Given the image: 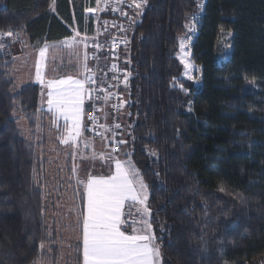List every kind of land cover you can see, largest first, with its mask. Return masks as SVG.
<instances>
[{"label": "trees", "instance_id": "trees-1", "mask_svg": "<svg viewBox=\"0 0 264 264\" xmlns=\"http://www.w3.org/2000/svg\"><path fill=\"white\" fill-rule=\"evenodd\" d=\"M201 1L147 0L139 19L125 22L120 153L130 151L149 187L162 264H255L264 258V0L206 1L192 46L202 67L196 87L182 79L179 54ZM83 11L73 0H0V33L13 32L0 36V264L56 263L60 254L47 215L46 162L15 116L34 137L41 88L16 91L14 68L22 35L32 48L60 42L83 23ZM80 248L73 264H81Z\"/></svg>", "mask_w": 264, "mask_h": 264}, {"label": "snow or ice", "instance_id": "snow-or-ice-1", "mask_svg": "<svg viewBox=\"0 0 264 264\" xmlns=\"http://www.w3.org/2000/svg\"><path fill=\"white\" fill-rule=\"evenodd\" d=\"M55 0H53V4ZM147 4V0H96V7L87 9L88 12H103L106 9L118 12L127 17V11L122 10V5L137 10V14ZM202 8L203 5H197ZM54 10V8H53ZM198 13H194L191 19L196 20ZM132 22L133 18L129 17ZM107 26L108 22H103ZM113 27L117 25L113 23ZM194 27V23H193ZM121 30L123 25H119ZM107 31V27L104 29ZM74 35L65 38L60 44H45L39 50V59L36 62V80L46 89L47 108L55 116L54 123L62 119L64 122V134L61 143L70 145L73 149V157L81 148L91 146V141L83 137L84 125V104L85 100H91L93 92H103V102L106 104L114 93L97 85L96 73L88 66V55L83 53L79 65L81 71L78 77L71 75L65 78L46 80L43 70L49 48L66 47L72 50L74 55L80 56L79 49H87V40L89 37L81 35L75 29ZM100 29H97L99 34ZM13 36L12 31L0 33V36ZM127 43V41H121ZM187 40L181 39L180 49L181 59H184L188 53L184 52ZM112 46L115 47V39ZM3 44H0V48ZM95 48L101 45L95 44ZM112 69L119 71L116 64H112ZM192 65L185 61V75H190ZM130 75V74H129ZM113 79H118L113 76ZM128 77H124V83L127 84ZM100 83H105L103 76ZM112 87V85H109ZM97 100L101 97L96 96ZM115 107V105H113ZM96 111H99L98 109ZM88 120L95 125L98 116L92 115ZM105 132L119 128V125H113L109 128L106 124L99 125ZM100 134V133H98ZM102 135V134H101ZM115 133L113 132L112 141ZM123 144L125 141L120 140ZM95 155V154H93ZM105 154L101 153L103 157ZM126 156L130 155L125 153ZM154 155V153H153ZM107 159L114 162V171L109 175H88L84 180H77L78 185H82L86 196V205L81 213L82 227V254L83 264H162V255L159 245L156 243L157 237L150 222L152 210L148 207V185L145 183L139 169L136 168L131 159L120 160L113 153L107 154ZM76 166H73V172ZM126 204L129 207L138 205L137 215L140 219H131L132 213H125ZM43 248V244H41Z\"/></svg>", "mask_w": 264, "mask_h": 264}, {"label": "rangeland", "instance_id": "rangeland-1", "mask_svg": "<svg viewBox=\"0 0 264 264\" xmlns=\"http://www.w3.org/2000/svg\"><path fill=\"white\" fill-rule=\"evenodd\" d=\"M75 6L83 7V23L80 24L78 21L72 25V30L79 31L81 35H86L89 39L86 41L88 44L87 49H79L80 56L74 55L72 50L66 47L58 48H49L47 53V58L45 61V68L43 70L44 78L46 80L65 78L66 76L78 77L81 69L79 67L83 53L86 52L89 59L87 61L89 68L92 70L93 63L90 61V52L92 44H106L113 39L118 38L119 36H127L130 25L133 24L132 20L128 18L126 22L130 25H123V29L119 28V22H109L106 17L109 11L105 10L103 12L91 13L87 9L96 7V0H73ZM54 8V10H53ZM52 10L55 11V5ZM143 10V9H142ZM140 11L137 14L136 9H131L129 17L133 18L134 21L138 20ZM104 21H107V26L104 25ZM117 22V23H116ZM113 23L117 26L113 27ZM92 25V27L89 26ZM107 27V31H105ZM100 29L99 34H97V29ZM74 35V31H73ZM5 36V35H4ZM9 38V36H7ZM126 38V37H125ZM229 34H223V39L229 49ZM2 39V36H1ZM22 53L17 55V60L14 68V78L16 80L15 90L18 91L22 86L27 84H38L41 88V97H40V112H39V122L37 126V132L32 136L31 130L28 127V123L25 117L17 113L15 116L20 119L19 128L22 131L24 137L31 142H34L38 145L37 154L46 162V176H47V215L50 222L57 224L58 226V247L60 249V254L56 263L49 259L40 258L36 264H73L75 259V250L80 246V234H81V209L79 200L76 198L72 192V187L77 186V180H84L88 175L92 173L103 174L108 173L110 170V160L107 159L108 153H113L116 158H119L116 153H114L110 147V143L103 141V136H99L100 139H94L89 134V131L86 128V113L88 108V99L85 100L84 104V125L85 130L83 131V137L91 141V146L88 148H81L76 152L75 157H73V149L70 145H65L61 143V138L64 134V122L61 119L57 123H54L55 116L47 108L46 103V93L48 89L44 88L39 81L36 80V62L39 59V50L46 44H42L38 48H32L30 46V40L27 36L22 35ZM15 41V38H14ZM127 41V38H126ZM61 42V41H60ZM57 43H47L49 45L60 44ZM127 45V43H125ZM184 52L188 55L181 59L183 55L180 53V60L185 65V61L192 65L190 75L192 79H189V76L183 74L182 79L189 80L195 83V86L198 87L201 84L202 78V67L195 63L192 53L188 50V47L184 48ZM102 64L106 63V59H101ZM106 66V64L104 65ZM93 71V70H92ZM94 72V71H93ZM96 73V72H95ZM185 73V71H184ZM96 76L98 74L96 73ZM109 102V100H108ZM125 102L126 97L123 96L122 104L123 107L118 115L119 118L124 120V111H125ZM109 108V107H108ZM104 109V106H103ZM191 110V108H189ZM122 114V115H121ZM121 116V117H120ZM2 123L0 122V127ZM124 127V125H123ZM127 134V133H126ZM98 137V138H99ZM103 141V142H101ZM130 153L128 149L120 153L121 158H127L125 153ZM101 153L105 155L102 157ZM95 154V155H93ZM123 155V157H122ZM127 159H131L128 157ZM124 159V160H127ZM132 160V159H131ZM133 161V160H132ZM134 162V161H133ZM135 164V163H134ZM76 166V171L73 172V166ZM136 166V165H135ZM138 169V167L136 166ZM144 179V178H143ZM145 181V180H144ZM146 183V181H145ZM147 184V183H146ZM83 188L82 185H78ZM62 187L63 190L60 188ZM150 190L148 187V200L149 201ZM60 196V199L59 197ZM138 205L129 207L127 205L125 213L131 212L132 216L127 217L131 219H140L137 215ZM155 232V227L152 225ZM156 235V233H155ZM81 249V248H80Z\"/></svg>", "mask_w": 264, "mask_h": 264}, {"label": "built area", "instance_id": "built-area-1", "mask_svg": "<svg viewBox=\"0 0 264 264\" xmlns=\"http://www.w3.org/2000/svg\"><path fill=\"white\" fill-rule=\"evenodd\" d=\"M206 1L207 0H202L200 4L203 5L202 8H199V11L197 12L198 15L196 16V20L193 22V20L189 19L188 22V34L185 38L187 40V43L185 44L186 47H188V50L192 53V46L193 43L196 39V37L199 34V24L203 18L204 12H205V6H206ZM122 10L127 11L128 16H122L118 12H113V14L116 17L117 22L119 24H125V22L129 18L130 10L132 8H128L126 5H122ZM112 21V22H115ZM116 22V23H117ZM194 23V27H193ZM4 38V36H3ZM121 41H126L124 36H119L118 38L115 39V47L112 46V41L106 43V44H99L94 43L92 44L91 52H90V61L93 63L92 70L98 74L97 77V85L102 87V88H107L108 91L114 93V95L109 99L110 105H111V120H110V125L109 128H111L113 125H119V128H114L111 133V148L112 151L116 154L120 153L123 148V144L119 143L120 140L124 141L123 138V126H122V121L119 118L120 111L123 107L122 100H123V93H122V87L124 86V77L126 76V70L125 68L121 65V48L125 45V43H122ZM99 44L101 45L100 48H95L94 45ZM105 58L106 59V66L105 64H102L101 59ZM102 64V65H101ZM112 64L117 65V69L119 71H115L112 69ZM103 76V79L105 83L101 84L100 79ZM113 76H117L118 79L114 80ZM109 85H112V87H109ZM100 96L101 99L97 100L96 96ZM104 93L103 92H93L92 99L88 101V110L86 113V128L89 131L90 135L93 138H98L101 135V129L99 125L102 124L103 120V97ZM115 105V107H113ZM99 111H96V110ZM96 115L98 116V120L95 122V125L88 120L89 116ZM113 132L115 133L114 135V140L116 142L112 141L113 137ZM100 133V134H98Z\"/></svg>", "mask_w": 264, "mask_h": 264}, {"label": "crops", "instance_id": "crops-1", "mask_svg": "<svg viewBox=\"0 0 264 264\" xmlns=\"http://www.w3.org/2000/svg\"><path fill=\"white\" fill-rule=\"evenodd\" d=\"M73 36V35H72ZM65 40V39H64ZM64 40H62V41H64ZM61 41V42H62ZM179 56H180V54H179ZM103 106H104V111H103V120H102V124H106L108 127H109V125H110V120H111V105H110V102H107L106 104L103 102ZM109 107V108H108ZM122 115V114H121ZM125 114H124V118H125ZM101 124V125H102ZM101 129V134L102 135H100V137L101 136H103V141L104 142H108V143H110V147H111V133H110V131L109 132H105L104 131V129L103 128H100ZM90 134V133H89ZM92 137V136H91ZM100 137L99 138H97V139H100ZM93 138V137H92ZM94 139H96V138H94ZM103 141H101V142H103ZM103 142V143H104ZM112 149V148H111ZM117 156H119V158L118 159H120V160H124V159H127V158H121V155H119V154H117ZM122 157H123V155H122ZM110 164H111V166L109 167L110 168V170L109 171H107L108 173H103V174H97V173H92V174H90V175H109V174H111V172H113L114 171V168H115V165H114V162L113 161H111L110 162ZM83 196H84V200H83V209H84V207H85V205H86V196H85V193H84V191H83ZM126 207H127V204H126ZM126 207H125V209H126ZM83 209H82V211H83ZM157 237V236H156ZM80 247H81V264H83V254H82V227H81V234H80ZM156 243L159 245V247H160V250H161V246H160V243L158 242V240H156ZM161 255H162V253H161Z\"/></svg>", "mask_w": 264, "mask_h": 264}, {"label": "flooded vegetation", "instance_id": "flooded-vegetation-1", "mask_svg": "<svg viewBox=\"0 0 264 264\" xmlns=\"http://www.w3.org/2000/svg\"><path fill=\"white\" fill-rule=\"evenodd\" d=\"M255 264H264V258H262L261 260L257 261Z\"/></svg>", "mask_w": 264, "mask_h": 264}]
</instances>
